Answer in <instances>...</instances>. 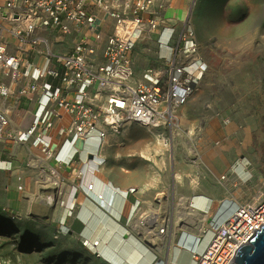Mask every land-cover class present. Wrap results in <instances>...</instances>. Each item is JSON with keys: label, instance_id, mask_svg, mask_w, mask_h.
Wrapping results in <instances>:
<instances>
[{"label": "built area", "instance_id": "obj_1", "mask_svg": "<svg viewBox=\"0 0 264 264\" xmlns=\"http://www.w3.org/2000/svg\"><path fill=\"white\" fill-rule=\"evenodd\" d=\"M175 1L187 7L186 18L197 3L0 0V150L7 141H31L47 148L52 140L48 132L64 114L70 118L65 129L68 148L94 130L103 139L120 136L132 124L146 128L165 146L171 144L180 127L178 111L208 70L205 54L187 19L167 44L169 57L146 67L139 77L133 54L138 39L143 34L150 37L167 20L166 9ZM126 21L133 24L132 30L117 33L119 23ZM12 87L35 103L26 128L10 127L6 100ZM98 165L90 158L80 166L73 196L81 192L109 212L117 189L92 179ZM6 211L0 206V212ZM171 220L166 217L158 232H167ZM206 224L197 236L181 231L179 244L189 250L195 264H231L239 247L264 225V191L238 205L221 200ZM207 232L211 237L199 252ZM95 256L101 257L98 252Z\"/></svg>", "mask_w": 264, "mask_h": 264}, {"label": "rangeland", "instance_id": "obj_2", "mask_svg": "<svg viewBox=\"0 0 264 264\" xmlns=\"http://www.w3.org/2000/svg\"><path fill=\"white\" fill-rule=\"evenodd\" d=\"M181 12L177 22L166 20L165 32L175 38L187 19L208 70L178 111L180 127L171 144L165 146L136 124L125 129L137 146L150 148L162 170H174L184 188L193 179L207 186L216 212L221 200L238 205L264 191V0H197L187 18L186 6ZM158 46L155 35L138 39L137 76L169 57L170 51L164 57L166 49ZM254 68L261 72L253 74ZM7 211L0 212V264H106L67 232L57 231L52 216L13 219ZM210 237V232L204 235L202 247Z\"/></svg>", "mask_w": 264, "mask_h": 264}, {"label": "crops", "instance_id": "obj_3", "mask_svg": "<svg viewBox=\"0 0 264 264\" xmlns=\"http://www.w3.org/2000/svg\"><path fill=\"white\" fill-rule=\"evenodd\" d=\"M183 6L175 1L166 9L165 17L177 22L178 16H184ZM165 23L153 35L159 51L160 47L166 49L163 56L167 57L171 35L165 32ZM6 108L12 129L31 124L35 103L18 95L17 87H12ZM69 121L67 114L54 120L47 148L31 141L3 144L0 206L8 207L13 219L52 216L57 231L67 232L81 248L98 252L106 264H156L160 260L163 264H195L189 250L179 244V237L181 231L197 236L203 222L208 223L214 214L216 205L208 187L191 181L184 188L174 170H162L158 160L150 157V148L129 139V129L120 136L109 134L103 139L94 130L68 148L65 129ZM57 157L65 160L59 162ZM90 158L99 164L92 179L99 178L98 184L107 182L117 189L109 212L81 192L73 196L80 179L77 170ZM192 214L201 216L200 220H192ZM168 216L172 217L169 230L158 232ZM201 238L199 252L207 244L202 247L204 236ZM95 241L98 244L93 246Z\"/></svg>", "mask_w": 264, "mask_h": 264}, {"label": "water", "instance_id": "obj_4", "mask_svg": "<svg viewBox=\"0 0 264 264\" xmlns=\"http://www.w3.org/2000/svg\"><path fill=\"white\" fill-rule=\"evenodd\" d=\"M231 264H264V225L239 247Z\"/></svg>", "mask_w": 264, "mask_h": 264}, {"label": "bare ground", "instance_id": "obj_5", "mask_svg": "<svg viewBox=\"0 0 264 264\" xmlns=\"http://www.w3.org/2000/svg\"><path fill=\"white\" fill-rule=\"evenodd\" d=\"M132 27H133V24L131 22H127V21L126 22H121L118 25L117 33L121 34V33H124L126 30H132ZM263 71H264V69H263ZM252 72H253V74L257 75V74H259L261 72V69L260 68H254L252 70ZM155 151H159L158 148L155 149ZM97 170H98L97 168L94 169V171H96V172H97ZM98 179L97 180L93 179V180L98 181ZM192 182L195 184V180L194 179L192 180Z\"/></svg>", "mask_w": 264, "mask_h": 264}]
</instances>
